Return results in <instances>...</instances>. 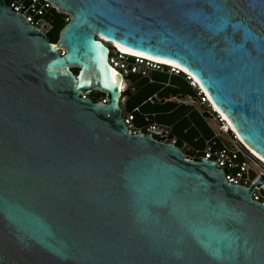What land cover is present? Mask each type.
<instances>
[{
	"label": "water",
	"instance_id": "1",
	"mask_svg": "<svg viewBox=\"0 0 264 264\" xmlns=\"http://www.w3.org/2000/svg\"><path fill=\"white\" fill-rule=\"evenodd\" d=\"M48 2L56 43L0 0V264H264V176L129 134L106 46L181 67L264 160V0Z\"/></svg>",
	"mask_w": 264,
	"mask_h": 264
},
{
	"label": "built area",
	"instance_id": "2",
	"mask_svg": "<svg viewBox=\"0 0 264 264\" xmlns=\"http://www.w3.org/2000/svg\"><path fill=\"white\" fill-rule=\"evenodd\" d=\"M8 6L13 11L22 13L28 23L34 25L45 33V28L41 26L40 20H37L36 18L43 14L45 8L53 7L48 0H16L15 2H11ZM145 59L146 58L137 55L122 54V52L117 50L113 44L109 45L108 62L112 69L121 76V83L122 81L125 82V88L121 90V94L126 92L129 88L133 90V86L130 85L131 81L129 79L132 75H135L138 79L147 80V83L155 82L151 75L152 72L166 73L170 76L181 75L178 69L173 66L164 67V65ZM181 76L187 80L188 85L191 87L192 82L189 80V77L186 74ZM191 88L195 93V98L194 100L191 98V102L195 103L197 100L200 105H204L207 109V115L218 123L219 131L225 133L223 122L218 118V115L215 116L216 113L213 112L211 108L213 106H209L208 98L205 96L204 92L202 91L201 93L199 90H195L193 87ZM100 100L103 103L106 102L104 98ZM148 100L151 102L152 98L150 97ZM124 102L125 97L124 95H121L119 102L120 105ZM181 103L184 104V101ZM137 113L140 114V124L138 126L135 125ZM152 115L153 114L143 115L136 107L131 111L126 110V112H123L122 110L121 119L128 128L129 134L145 135L148 130L163 131L164 142L176 146L174 138H171V126L154 121ZM151 133V136L156 138L154 132ZM230 140L231 139L229 138L228 145L230 146V149L226 147H215L211 142H205L203 150L198 156L204 157L207 160L215 161L224 171V177L227 182L250 187L260 174L264 176V171L255 164L245 151L233 146ZM184 158L186 159L185 156ZM239 158L241 160H239ZM251 197L253 200L264 204V187L262 185L254 187Z\"/></svg>",
	"mask_w": 264,
	"mask_h": 264
},
{
	"label": "trees",
	"instance_id": "3",
	"mask_svg": "<svg viewBox=\"0 0 264 264\" xmlns=\"http://www.w3.org/2000/svg\"><path fill=\"white\" fill-rule=\"evenodd\" d=\"M13 0H5V3L9 5ZM54 12L50 13V16H47L48 20H51L52 23L55 22V19L52 17ZM60 28L53 27L46 33L48 37V41L50 43H56L58 40L57 31ZM167 67V66H164ZM152 77L156 82L147 83L145 79H138L135 75L130 76V81L135 84V91L127 94L126 92L122 93V95H127V100L125 102L126 110H133L134 108H138L141 113L153 112L154 114L153 120L158 123H166L173 124V132L180 139L192 142L196 133L194 132H184V129L188 127L189 120L186 118H182V116L188 111L190 106L187 104H176L174 102L165 101L164 99L169 96L175 97H183L184 95H189L191 98H195V93L191 90V87L188 84H185L180 79H172L170 82V86L164 87L161 86L157 82H162L166 79V75L159 72H152ZM177 78V77H176ZM157 94L160 98L158 101H153L152 103L148 100L152 95ZM104 95L101 93L102 99ZM92 102H95L90 96ZM100 99H97L100 100ZM163 100V101H162ZM192 116V114H191ZM135 123L137 125L140 124V114H136ZM200 132V131H199ZM203 135V134H202ZM204 136V135H203Z\"/></svg>",
	"mask_w": 264,
	"mask_h": 264
},
{
	"label": "rangeland",
	"instance_id": "4",
	"mask_svg": "<svg viewBox=\"0 0 264 264\" xmlns=\"http://www.w3.org/2000/svg\"><path fill=\"white\" fill-rule=\"evenodd\" d=\"M13 1L15 2L16 0H13ZM52 10L54 12V15L52 16L55 19L54 23H52L51 20L47 19V16L48 15L50 16V13L52 12ZM36 19L40 20V24L42 27L44 24L46 25V27H44L45 33H47L53 27H55V28L59 27L60 29L57 31L58 37H59V33H60L61 29L63 28V26L68 22L69 16L65 13L57 12L56 7H48V8H45L43 11V14L40 15V17H38ZM106 46L109 47V45H106ZM73 70L76 71L77 69L74 68ZM162 74L166 75V79L162 82H157L161 86H164V87L170 86V82H172L171 80L174 79V77H175V79H180L185 84H188L187 80L184 77H182L181 75H171L170 76L166 73H162ZM126 81H127V79H126ZM130 85L133 86V90L129 88L126 91L127 94L134 92L136 90L134 82L131 81ZM191 90L194 92V90L192 88H191ZM87 96L88 97L90 96L93 100L97 101V99L101 98V93L90 92ZM124 97H125V102H126L127 95H124ZM151 98H152L151 103L153 101H158L160 99L157 96V94L152 95ZM164 100L174 102L177 105L180 104L182 101H184V104H187V106H190L188 108V111L182 116V118H186L188 120L190 119L188 122L189 125L186 129H184V132L196 133V136L194 137L192 142L185 141L183 139L180 140L174 134L173 130L171 132V138H174L176 146H178L184 152L186 159L192 160L195 157H197L198 155H200V153L203 150V146H204L205 142H211V144H213V146H215V147H226V148L230 149V146L228 145L229 144V138L227 137V135H225L224 133L219 131L218 123L214 119L210 118L209 115H207V109L204 107V105H200L199 101L196 100L195 103H192L191 97L189 95H184L183 97L169 96L168 98H166ZM125 102L123 104H121V108H122L123 112H126ZM127 111H131V110H127ZM142 114L143 115L153 114L152 119L154 117V114L156 116V113H153V112H146V113H142ZM191 114H192V116H191ZM161 124H166V123H161ZM135 125L138 126L136 123H135ZM167 125L171 126V128L173 129V124H167ZM239 160H241V159L239 158Z\"/></svg>",
	"mask_w": 264,
	"mask_h": 264
},
{
	"label": "bare ground",
	"instance_id": "5",
	"mask_svg": "<svg viewBox=\"0 0 264 264\" xmlns=\"http://www.w3.org/2000/svg\"><path fill=\"white\" fill-rule=\"evenodd\" d=\"M107 42V41H106ZM116 47L117 50L121 51L122 54H127V55H137V56H141L142 58H146L145 60H150L152 62H156L158 64H163V65H166V66H173L175 67L176 69H178V71L180 72L181 75L184 76V74H186L188 77H189V80H191L192 84H191V87H193L195 90H199L201 93H202V90L199 86V84L197 83V80L191 76L190 74H188L185 70H183L181 67L177 66L176 64L174 63H171V62H167V61H163V60H158V59H155V58H151L149 56H146V55H142V54H139V53H135V52H131V51H127V50H124V49H120L118 48L116 45H114ZM125 88V82L122 81V83H119V89H120V92L121 90ZM126 91V90H124ZM205 94V93H204ZM203 94V95H204ZM206 96V95H205ZM207 97V96H206ZM209 102V101H208ZM209 106H211V102H209ZM213 106V105H212ZM213 112H215V116L218 115V118H220V120L223 122V126H224V129H225V135L228 136V138H230L231 140V143L233 146H236L238 148H241L243 151H245L247 153V155L255 162V164L260 167L263 171H264V160L262 158H260L259 156H257L234 132H233V129L229 126V124L225 121L223 115L213 106L211 107Z\"/></svg>",
	"mask_w": 264,
	"mask_h": 264
},
{
	"label": "flooded vegetation",
	"instance_id": "6",
	"mask_svg": "<svg viewBox=\"0 0 264 264\" xmlns=\"http://www.w3.org/2000/svg\"><path fill=\"white\" fill-rule=\"evenodd\" d=\"M72 72H76V71H74V70L72 69Z\"/></svg>",
	"mask_w": 264,
	"mask_h": 264
},
{
	"label": "clouds",
	"instance_id": "7",
	"mask_svg": "<svg viewBox=\"0 0 264 264\" xmlns=\"http://www.w3.org/2000/svg\"><path fill=\"white\" fill-rule=\"evenodd\" d=\"M161 65H163V64H161ZM164 66H166V65H164ZM188 160V159H187Z\"/></svg>",
	"mask_w": 264,
	"mask_h": 264
},
{
	"label": "crops",
	"instance_id": "8",
	"mask_svg": "<svg viewBox=\"0 0 264 264\" xmlns=\"http://www.w3.org/2000/svg\"><path fill=\"white\" fill-rule=\"evenodd\" d=\"M228 137V136H227Z\"/></svg>",
	"mask_w": 264,
	"mask_h": 264
}]
</instances>
